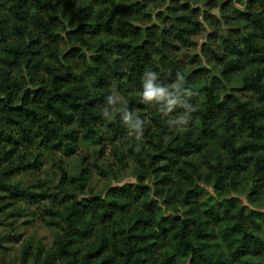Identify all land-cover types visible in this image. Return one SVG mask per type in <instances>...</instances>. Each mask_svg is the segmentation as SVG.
<instances>
[{"label": "trees", "instance_id": "16d2710c", "mask_svg": "<svg viewBox=\"0 0 264 264\" xmlns=\"http://www.w3.org/2000/svg\"><path fill=\"white\" fill-rule=\"evenodd\" d=\"M150 1L166 2L0 0V225L9 207L38 203L11 182L39 169L28 151L73 156L82 139L97 142L121 165L131 160L137 177L106 198L49 209L60 232L36 256L24 248L23 264H264V238L254 230L261 215L248 218L233 199L222 213L200 201L202 181L219 195L249 181L252 201L264 194V9L256 7L264 0L231 17L245 30L239 40L217 52L218 35L209 36L203 54L221 76L190 93L205 73L177 53L194 45L201 11L176 3L164 14L167 27L147 26ZM65 38L79 48L63 52ZM240 75L248 100L225 92ZM149 84L164 95L145 100ZM73 181L84 190L89 173Z\"/></svg>", "mask_w": 264, "mask_h": 264}, {"label": "rangeland", "instance_id": "374dc122", "mask_svg": "<svg viewBox=\"0 0 264 264\" xmlns=\"http://www.w3.org/2000/svg\"><path fill=\"white\" fill-rule=\"evenodd\" d=\"M129 1L133 0H127ZM254 1L257 0H216L217 5L215 6L209 3V0H166L163 6H160L159 2H149L148 9L153 13L154 20L147 26L159 24L167 27L169 21L164 19V14L169 6H174L176 3L201 11L199 21L202 24V30L200 34L192 37L194 45L189 48L182 47L177 53L178 59L182 60L190 71L203 70L205 73L203 79H198L196 83L188 86L190 88H186L187 92L200 89L209 76H221L220 66L209 62L204 56L203 45L208 43L209 36L213 33L218 35L216 46H214L217 52L223 50L226 39L239 40L245 34V30L238 25L237 20H232L231 17L237 18L239 13L247 12ZM228 7L231 8L226 11ZM256 7L259 10L264 9V5H259V3ZM203 13L210 14L212 18L206 19ZM159 14L162 15L159 16ZM62 35L66 36L64 32ZM65 39L58 43L63 52L69 51L72 46L79 48V45H73L68 42L67 38ZM72 65H77V70L81 67L78 63H72ZM243 77L234 76L226 81L225 92L235 93L243 100H248L250 95L240 91ZM116 94L120 99H125L122 91H117ZM147 123H151L149 118ZM123 149L125 150L121 147L120 153ZM28 153L25 159L30 161V164L39 166V169L23 172L15 176L11 182L19 188H30L38 203L23 201L7 209L6 213L12 215L7 219L4 217L0 225V264H23L24 248L28 247L29 251L36 256L40 249H50L53 246L60 231L54 224L56 219L49 209L61 208L63 200L68 202L91 196L106 198L111 187L137 183L135 165L125 156L129 154L124 155L126 163L121 165L119 155L111 151L109 146H103L97 142L82 139L79 143V151L73 156H66L62 153L53 154L37 149L28 151ZM37 157L39 162H36ZM86 172L89 173L90 182L83 190L73 181V178ZM63 173L67 178L64 182L62 181ZM146 184L152 185V181L147 179ZM200 186L204 190L200 201L215 206L220 213H222L221 205L233 199L237 207L242 209L248 218L250 212L261 215L254 217L256 223L259 224V227H255L254 230L264 238V194L252 201L250 194L253 190V183L251 181L244 182L237 190L231 189L225 195H219L212 185L204 181L200 183ZM42 195L45 197L41 198ZM25 264H35V257Z\"/></svg>", "mask_w": 264, "mask_h": 264}, {"label": "clouds", "instance_id": "9594fccd", "mask_svg": "<svg viewBox=\"0 0 264 264\" xmlns=\"http://www.w3.org/2000/svg\"><path fill=\"white\" fill-rule=\"evenodd\" d=\"M164 95L163 91H157L153 89L152 85H147V90L144 94L145 100H152L153 98L162 97ZM195 111V108H193V112Z\"/></svg>", "mask_w": 264, "mask_h": 264}]
</instances>
